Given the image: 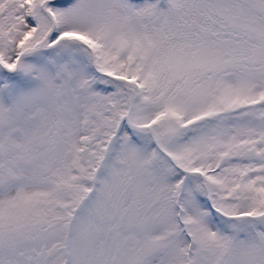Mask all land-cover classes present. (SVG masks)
<instances>
[{"label":"snow or ice","instance_id":"6c2138e0","mask_svg":"<svg viewBox=\"0 0 264 264\" xmlns=\"http://www.w3.org/2000/svg\"><path fill=\"white\" fill-rule=\"evenodd\" d=\"M0 264H264V0H0Z\"/></svg>","mask_w":264,"mask_h":264}]
</instances>
